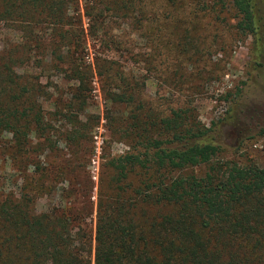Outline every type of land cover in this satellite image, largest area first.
Masks as SVG:
<instances>
[{
  "label": "trees",
  "instance_id": "obj_1",
  "mask_svg": "<svg viewBox=\"0 0 264 264\" xmlns=\"http://www.w3.org/2000/svg\"><path fill=\"white\" fill-rule=\"evenodd\" d=\"M229 4L237 32L255 37L262 20L257 1ZM79 6L80 0H0V25L18 37L0 45V154L15 186L0 193V264H264V168L221 162L212 129L193 109L177 102L156 112L130 72L102 57L121 54L150 72L158 54L160 72L167 73L171 54L178 59L173 67L189 55L190 32L156 43L163 14L149 11L145 0H84L85 31ZM104 12L139 34L145 51L105 39ZM88 38L93 50L101 47L92 63L86 61ZM49 72L59 74L63 87L46 89L40 78ZM94 75L106 102L125 109L122 117H110L108 129L126 151L105 163L92 235L90 177H69L64 159L54 165L43 157L35 165L29 148L34 137L38 147L51 146L53 123L61 121L67 143L80 146L93 128L80 117ZM203 166L202 175L189 173ZM52 194L57 202L38 211L37 202Z\"/></svg>",
  "mask_w": 264,
  "mask_h": 264
},
{
  "label": "rangeland",
  "instance_id": "obj_2",
  "mask_svg": "<svg viewBox=\"0 0 264 264\" xmlns=\"http://www.w3.org/2000/svg\"><path fill=\"white\" fill-rule=\"evenodd\" d=\"M145 1L149 11L154 9L163 14L162 23L155 25L156 43L176 42L184 38L186 32H190L194 46H187L189 55L181 58L178 66L173 67V62L178 59L175 60L171 54L167 61L168 72L163 74L160 72L162 57L158 54L153 59L155 66L150 72L142 70V65L137 68L121 54L107 50L109 53L104 52L106 56L102 57H108L130 72L132 80L138 83L137 93L156 112H163L177 102L193 109L197 120L212 129V141L221 148L218 155L221 162L239 165L254 163L264 168V0H256L262 20L255 37L237 32L229 0ZM83 2L80 0V14L77 17L87 31L88 19L83 14ZM148 15L152 17L150 13ZM116 19L104 12L101 27L106 31L105 39L133 42L138 45L137 51L143 53L145 48L140 35H132ZM8 27L10 25H0V45L18 40L17 34ZM91 42L92 39L88 38L89 58L86 57V61L90 63L96 51L101 50V47L93 50ZM59 77V74L49 72L40 81L52 92V87L64 85ZM91 88V93L86 95L85 116H81L80 120L87 130L91 126L93 128L83 137L80 146L77 147L75 142L67 143L68 131L65 129L68 128L61 121L53 123L56 131L51 146L38 147L34 137L29 151L30 161L35 165L43 162V157L54 165L64 159L69 163V177L74 172L82 182L90 177L94 186L90 198L93 203L91 228L94 235L99 178L106 177V161L125 152L126 146L117 136H111L108 129L110 117H122L124 107H111L106 102L101 82L96 75L92 79ZM206 170L207 167L203 166L189 169V173L202 175ZM27 171H35L34 166L29 165ZM12 175L7 158L0 154V193L7 188L15 189L11 182ZM57 200L58 194L39 200L37 210L44 211Z\"/></svg>",
  "mask_w": 264,
  "mask_h": 264
}]
</instances>
